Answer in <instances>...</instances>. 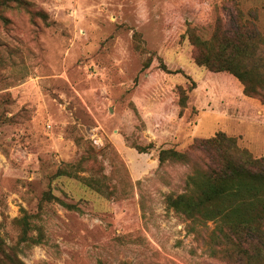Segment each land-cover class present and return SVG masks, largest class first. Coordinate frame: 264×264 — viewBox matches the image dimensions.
Instances as JSON below:
<instances>
[{
    "label": "rangeland",
    "instance_id": "374dc122",
    "mask_svg": "<svg viewBox=\"0 0 264 264\" xmlns=\"http://www.w3.org/2000/svg\"><path fill=\"white\" fill-rule=\"evenodd\" d=\"M242 19L264 37V0H0V239L13 259L227 264L166 207L190 168L159 165L158 150L221 131L264 156V106L197 66L188 33L208 41ZM23 215L38 243L21 241Z\"/></svg>",
    "mask_w": 264,
    "mask_h": 264
},
{
    "label": "trees",
    "instance_id": "16d2710c",
    "mask_svg": "<svg viewBox=\"0 0 264 264\" xmlns=\"http://www.w3.org/2000/svg\"><path fill=\"white\" fill-rule=\"evenodd\" d=\"M188 33L197 66L215 77L229 74L241 83L244 95L258 98L264 106V37L251 22L238 20L231 31L219 22L208 41ZM177 90L179 107L184 109L185 91L180 86ZM153 148L135 147L140 153ZM166 161L190 168L182 192L165 196L166 207L182 215L189 231L206 241L210 256L227 264H264V156H253L236 138L219 131L194 139L185 151L160 148L158 163ZM28 218L19 219L20 239L38 243L28 235ZM3 247L0 239V264H23Z\"/></svg>",
    "mask_w": 264,
    "mask_h": 264
}]
</instances>
